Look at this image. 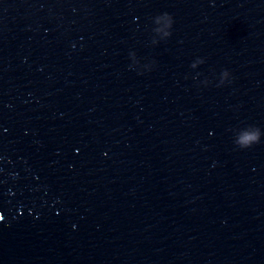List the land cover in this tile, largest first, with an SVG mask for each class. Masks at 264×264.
Returning <instances> with one entry per match:
<instances>
[{
  "label": "water",
  "instance_id": "1",
  "mask_svg": "<svg viewBox=\"0 0 264 264\" xmlns=\"http://www.w3.org/2000/svg\"><path fill=\"white\" fill-rule=\"evenodd\" d=\"M0 264H264V0H0Z\"/></svg>",
  "mask_w": 264,
  "mask_h": 264
}]
</instances>
